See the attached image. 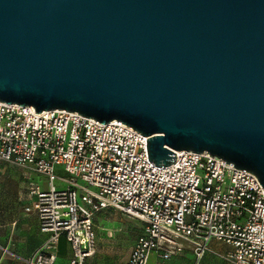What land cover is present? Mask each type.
Masks as SVG:
<instances>
[{"label": "water", "instance_id": "water-1", "mask_svg": "<svg viewBox=\"0 0 264 264\" xmlns=\"http://www.w3.org/2000/svg\"><path fill=\"white\" fill-rule=\"evenodd\" d=\"M0 99L117 118L157 166L208 151L264 186V0H0Z\"/></svg>", "mask_w": 264, "mask_h": 264}, {"label": "built area", "instance_id": "built-area-1", "mask_svg": "<svg viewBox=\"0 0 264 264\" xmlns=\"http://www.w3.org/2000/svg\"><path fill=\"white\" fill-rule=\"evenodd\" d=\"M147 138L117 118L102 122L65 108L39 112L0 99V163L24 169L25 213L36 215L49 234L28 264H55L62 237L70 245L69 264H86L98 250L94 217L107 209L144 228L125 264H148L153 252L171 259L186 250L195 264L208 253L228 264H264L258 175L187 149L174 150L173 163L157 166L149 160ZM213 242L230 248L216 250Z\"/></svg>", "mask_w": 264, "mask_h": 264}, {"label": "crops", "instance_id": "crops-1", "mask_svg": "<svg viewBox=\"0 0 264 264\" xmlns=\"http://www.w3.org/2000/svg\"><path fill=\"white\" fill-rule=\"evenodd\" d=\"M0 164L4 166L2 174L6 171H11L15 174L13 176L14 185L12 184L9 187V192L14 194L6 195L0 206V264H28L26 259L30 258L35 250L47 240L49 234L41 231L39 219L36 215L25 213L24 208L28 204L29 199L24 169L7 162H1ZM34 178L41 183L45 182L41 177L34 176ZM130 253L124 259L125 263ZM191 253L190 250H186L183 255L164 259L158 253L153 252L150 255L148 264H186L182 260L185 256L191 255ZM208 254L200 264H216L214 257L220 259L211 253ZM70 256V245L65 238H61L55 264H69ZM220 260L225 262L222 259ZM217 264H220V262H217Z\"/></svg>", "mask_w": 264, "mask_h": 264}, {"label": "rangeland", "instance_id": "rangeland-1", "mask_svg": "<svg viewBox=\"0 0 264 264\" xmlns=\"http://www.w3.org/2000/svg\"><path fill=\"white\" fill-rule=\"evenodd\" d=\"M3 169L4 166L0 164V206L6 195L14 194L9 192V187L15 182L13 178L15 174L11 171L2 174ZM42 183V186H45V183ZM56 185L59 188L64 187L58 181H56ZM94 221L98 235V250L94 256L88 259L86 264H124V259L130 253L136 238L144 231L142 223L114 209L97 213ZM211 246L220 251H226L230 248V246L220 242H213ZM214 259L216 264L217 262L228 264L215 257ZM182 261L186 264L196 263L192 253L187 257L185 256Z\"/></svg>", "mask_w": 264, "mask_h": 264}]
</instances>
